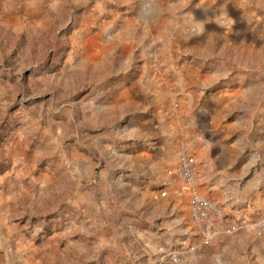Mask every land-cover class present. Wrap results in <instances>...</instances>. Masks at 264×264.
Listing matches in <instances>:
<instances>
[{
    "label": "rangeland",
    "instance_id": "1",
    "mask_svg": "<svg viewBox=\"0 0 264 264\" xmlns=\"http://www.w3.org/2000/svg\"><path fill=\"white\" fill-rule=\"evenodd\" d=\"M191 136L247 225L201 250ZM263 213L264 0H0V264H264Z\"/></svg>",
    "mask_w": 264,
    "mask_h": 264
},
{
    "label": "built area",
    "instance_id": "2",
    "mask_svg": "<svg viewBox=\"0 0 264 264\" xmlns=\"http://www.w3.org/2000/svg\"><path fill=\"white\" fill-rule=\"evenodd\" d=\"M174 173L178 181L175 196L186 200L189 220L194 228L193 250L212 246L224 237L247 228L245 223L229 219L215 199L201 192L195 157L187 150L178 152ZM167 195L166 191L161 192V197ZM255 231L258 235L264 231V217L259 220ZM170 259L174 264L179 261L176 255H171Z\"/></svg>",
    "mask_w": 264,
    "mask_h": 264
},
{
    "label": "crops",
    "instance_id": "3",
    "mask_svg": "<svg viewBox=\"0 0 264 264\" xmlns=\"http://www.w3.org/2000/svg\"><path fill=\"white\" fill-rule=\"evenodd\" d=\"M221 132L224 133L222 129ZM191 147L195 144L200 146H195V154L198 158V162L196 163V168L198 169L199 176L201 178V186L200 190L203 194L208 196L210 194L209 191H204L202 186L208 188L213 194L216 191V185L218 181L221 179H225L227 175H230L233 170V148H230V144L227 142L222 147H220V143H216L211 145L206 142H199L194 136H191ZM198 164V165H197ZM211 195V194H210ZM209 195V196H210ZM208 196V197H209ZM250 207V206H249ZM264 213L260 216L259 219L262 218ZM245 232V230L241 231ZM240 232H236L230 236L236 235ZM229 237V236H228Z\"/></svg>",
    "mask_w": 264,
    "mask_h": 264
},
{
    "label": "bare ground",
    "instance_id": "4",
    "mask_svg": "<svg viewBox=\"0 0 264 264\" xmlns=\"http://www.w3.org/2000/svg\"><path fill=\"white\" fill-rule=\"evenodd\" d=\"M185 200V199H184Z\"/></svg>",
    "mask_w": 264,
    "mask_h": 264
}]
</instances>
